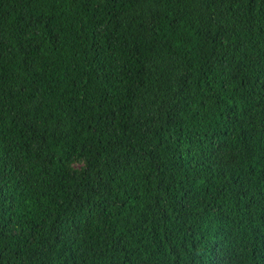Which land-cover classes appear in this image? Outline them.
<instances>
[{"label":"trees","instance_id":"obj_1","mask_svg":"<svg viewBox=\"0 0 264 264\" xmlns=\"http://www.w3.org/2000/svg\"><path fill=\"white\" fill-rule=\"evenodd\" d=\"M0 264H264V0H0Z\"/></svg>","mask_w":264,"mask_h":264}]
</instances>
